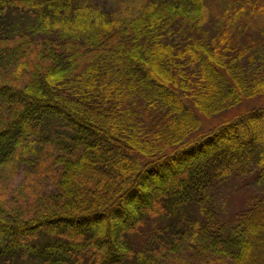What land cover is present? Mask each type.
<instances>
[{
	"label": "trees",
	"instance_id": "1",
	"mask_svg": "<svg viewBox=\"0 0 264 264\" xmlns=\"http://www.w3.org/2000/svg\"><path fill=\"white\" fill-rule=\"evenodd\" d=\"M224 1L209 36V0H0V264H264V192L216 203L264 182V109L189 143L264 94V0Z\"/></svg>",
	"mask_w": 264,
	"mask_h": 264
},
{
	"label": "rangeland",
	"instance_id": "2",
	"mask_svg": "<svg viewBox=\"0 0 264 264\" xmlns=\"http://www.w3.org/2000/svg\"><path fill=\"white\" fill-rule=\"evenodd\" d=\"M99 5L102 7V3L99 1ZM119 4L125 7L129 6V2L121 1ZM225 1L221 0H209L208 18L204 24V30H210L209 36H216L220 33V28H216L218 22L222 23V14L224 9ZM120 11V7L116 8ZM108 10V9H106ZM124 16V15H122ZM246 21V18H243ZM222 21V22H221ZM241 28L238 33L239 44L243 46L247 44L252 53L259 52L264 53V21L260 18L252 19L250 24L241 22ZM261 46V47H259ZM264 109V94L253 99L244 100L240 105L230 108L220 114L212 117H207L199 113L196 109L194 111L201 119L202 125L197 133L191 138L189 143L197 144L201 143L206 139L207 136L219 133L229 126L239 128V123H242L243 119L253 110ZM140 118L148 129L152 128V124L157 123L154 116L147 112H139ZM188 144L185 147H189ZM184 147V148H185ZM175 154V153H172ZM256 171L249 173L247 176H240L225 180L218 186V193L216 196L217 210L221 216L226 218L227 222H231L234 217L242 212L243 209L249 205L253 196L257 194H263L264 182H259ZM164 226L163 223L160 224ZM152 230H145L144 234L134 236L133 242L136 245V249H142L145 247L148 239L151 237ZM7 264V263H6Z\"/></svg>",
	"mask_w": 264,
	"mask_h": 264
}]
</instances>
